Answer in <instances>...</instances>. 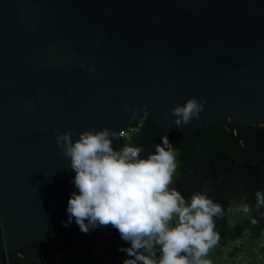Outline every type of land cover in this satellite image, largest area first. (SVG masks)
<instances>
[{
	"label": "water",
	"instance_id": "95a60500",
	"mask_svg": "<svg viewBox=\"0 0 264 264\" xmlns=\"http://www.w3.org/2000/svg\"><path fill=\"white\" fill-rule=\"evenodd\" d=\"M191 97L204 110L177 128L171 109ZM140 120L188 141L204 126L264 122V0H0V251L61 254L45 241L79 190L54 130L75 140ZM87 241L74 243L81 260Z\"/></svg>",
	"mask_w": 264,
	"mask_h": 264
},
{
	"label": "clouds",
	"instance_id": "9594fccd",
	"mask_svg": "<svg viewBox=\"0 0 264 264\" xmlns=\"http://www.w3.org/2000/svg\"><path fill=\"white\" fill-rule=\"evenodd\" d=\"M204 103L191 97L176 104L171 114L177 128L199 119ZM124 108L128 110L127 105ZM53 135L69 158L79 190L68 199L65 227L73 218L85 234L90 228L111 225L130 243L119 249L130 257L123 264H209L204 257L219 240L213 218L222 216L223 209L205 193L186 199L169 188L177 163L167 135L146 159L140 156L143 146L123 145L114 150L112 140L120 139V134L107 127L83 130L75 140L72 129L54 130ZM254 196L257 207H264V192L256 191ZM240 210L249 212L247 206Z\"/></svg>",
	"mask_w": 264,
	"mask_h": 264
},
{
	"label": "flooded vegetation",
	"instance_id": "af4514ba",
	"mask_svg": "<svg viewBox=\"0 0 264 264\" xmlns=\"http://www.w3.org/2000/svg\"><path fill=\"white\" fill-rule=\"evenodd\" d=\"M138 130L140 134L136 142L141 137L137 146L144 148V151L140 153L142 159H146L149 153L155 151L156 144H162V136L167 135L172 144L177 168L170 189L179 191L183 196L190 193V197L194 193H205L214 202L223 206L226 197L228 199L230 195H238L241 188H250L252 193L248 192L241 200H235L248 206V217L253 216L254 212L259 209L252 203L255 202L254 193L262 191L261 187L264 188V122L252 125L250 133L244 132L237 125L204 126L193 132L192 141L147 121H143ZM225 146H228L229 152L224 150ZM259 153L263 156L262 161L258 156ZM235 180L239 181V185H235ZM209 185L210 188H208ZM243 220H245L244 217L241 218L240 228H242ZM74 221L75 219L69 225L72 226ZM245 226H248L249 230L250 228L256 229L254 232L257 229H264V214ZM219 228L229 229L231 227L224 223ZM248 228L242 229L247 230ZM250 232L253 231L250 230ZM72 233L74 235L67 238ZM76 237V231H70L64 239H60L57 230L46 238L45 244L59 245L62 255L71 254L74 243L78 241H75ZM59 239L63 242H59ZM28 249L30 248L22 252L25 253Z\"/></svg>",
	"mask_w": 264,
	"mask_h": 264
},
{
	"label": "rangeland",
	"instance_id": "374dc122",
	"mask_svg": "<svg viewBox=\"0 0 264 264\" xmlns=\"http://www.w3.org/2000/svg\"><path fill=\"white\" fill-rule=\"evenodd\" d=\"M137 133L138 132L136 130L130 131L129 136L124 139L123 144L134 146L138 137ZM170 187L171 185H169V188ZM231 200L230 201L232 203L227 210V219L229 221L228 224H230L231 228L233 229L232 234L228 238L219 236L218 243L210 249L208 258L212 259V261L214 262L213 264H221L220 262H222L223 264H247V261L243 260V255L246 251L247 246H249L248 232L239 228L241 223H238L237 221L240 218L247 216L248 212L245 213L240 210L245 206L240 201H236L235 198H231ZM81 233L83 237L87 238L90 241L92 249L95 250L96 255H94L93 253L92 255L101 257V263L103 261L112 260L113 264H123L124 251H120L119 249L123 248L125 241H123L120 238V235L117 234L114 230L106 226H97L95 228H90L87 234L82 231ZM79 237L80 236L76 237V239L78 240ZM256 242L258 248L260 249V245H262L261 243L264 242V229L261 230V236L258 237ZM221 245L224 247V252L222 254H219L217 252V249ZM258 248L256 252H260L258 251ZM261 253L262 258L264 259V253ZM227 254L228 260H226ZM262 258L260 257L259 264H262Z\"/></svg>",
	"mask_w": 264,
	"mask_h": 264
},
{
	"label": "crops",
	"instance_id": "0c3cea01",
	"mask_svg": "<svg viewBox=\"0 0 264 264\" xmlns=\"http://www.w3.org/2000/svg\"><path fill=\"white\" fill-rule=\"evenodd\" d=\"M225 200H226V202L222 206L223 215L220 216V218L219 217L218 218H216V217L213 218L214 219V223H215V227H216L215 228V232L216 233H218V232H226L227 230L231 229V228H229V229L219 228L220 226H223L224 223H227V225L229 227H231L230 224H228L229 221L227 219V210H228L230 204L232 203L231 201H233V200H231L229 198L227 199V197H226ZM233 202H235V201H233ZM226 204L228 206H225ZM237 222L241 223V218ZM250 230H249V228L247 230H245V231L248 232L249 246H247V248H246V251H245V253L243 255V260H246L247 264H259V259H260V257L262 258V253H261L262 251L258 248V245L256 244L258 236H256V235L255 236H250ZM81 237H83V236H81ZM81 237H79L78 241L81 239ZM226 238H228V237H226ZM76 240L77 239H75V241ZM78 241H76V242H78ZM243 243H244V240H243ZM50 244H52V243H50ZM223 246H224V244H223ZM223 246L221 245V246L218 247L217 252L219 254H222L224 252V250H223L224 247ZM86 247H88L90 249L89 252H88V255H87L88 258L86 260L79 259L78 255L74 254L75 249H73L72 254H65V255H67V260H66L65 255H62V253L58 254L57 252H51L52 250H49V251L46 252V254L44 256H42V255H40V250L39 249H37V248L34 249L32 247H28L30 249H28L25 253L21 252V253L15 254V258H14L13 262L10 263V264H90V261H92V259H95V258H98V261H97L96 264H105V263L113 264L112 260L103 261L101 263V257L94 256V255H96V253H95V250L92 249V245H91L89 240L86 243ZM257 248H258V251H260V252H256ZM92 253L94 255H92ZM208 256H209V254H208ZM208 256H207V260L209 259ZM123 260H124V258H123ZM226 260H228V254L226 255ZM208 262H209V264H213L214 263L212 261V259H209ZM220 263L223 264L222 262H220Z\"/></svg>",
	"mask_w": 264,
	"mask_h": 264
},
{
	"label": "trees",
	"instance_id": "16d2710c",
	"mask_svg": "<svg viewBox=\"0 0 264 264\" xmlns=\"http://www.w3.org/2000/svg\"><path fill=\"white\" fill-rule=\"evenodd\" d=\"M143 121H139V123H142ZM154 124V123H153ZM137 134H138V136H139V130H137ZM138 138V137H137ZM124 143V142H123ZM124 144H122V146H123ZM224 148V150H226V151H228L229 152V148H228V146H225V147H223ZM114 150H117V149H115V148H113ZM57 230H58V232H59V237H60V239H64L65 238V236H66V234L68 233V232H70V231H76V236L78 237V236H82V233H81V230H80V228H79V226L76 224V222L74 221V223H73V225L72 226H70L69 224H68V226L67 227H65L64 225H60V226H58L57 227ZM232 230L233 229H230V230H227L226 232H218V235L219 236H222V237H230V235L232 234ZM32 248H34V247H32ZM34 249H36V248H34ZM14 258H15V254L14 255H11V256H6V254H5V252L3 251V250H1L0 251V264H8V263H12L13 262V260H14ZM97 261H98V258H95V259H92V261H90V264H96L97 263Z\"/></svg>",
	"mask_w": 264,
	"mask_h": 264
},
{
	"label": "built area",
	"instance_id": "2783aa9c",
	"mask_svg": "<svg viewBox=\"0 0 264 264\" xmlns=\"http://www.w3.org/2000/svg\"><path fill=\"white\" fill-rule=\"evenodd\" d=\"M140 125H141V123H139V121H138L137 124H136L135 126H133V127H129V126L124 127V128L121 130V132H120V136H121V139H122V143L124 142V139L127 138V137L129 136V132L132 131V130H136V131H137L138 128L140 127ZM261 244H262V245H260V246H261V247H260V250L264 253V242H262ZM128 247H130V243L125 242L123 248H128ZM261 248H262V249H261ZM154 251H156V253H157V258H158V257H159V251H158V248L154 249ZM209 252H210V250H209ZM209 252H208V254H209ZM208 254H207V256H208ZM207 256L204 257L205 260H207ZM123 258H124V260H125V259H128V258H130V257H128V254H127L126 252H124V256H123ZM8 264H10V263H8ZM262 264H264V259H263V261H262Z\"/></svg>",
	"mask_w": 264,
	"mask_h": 264
}]
</instances>
